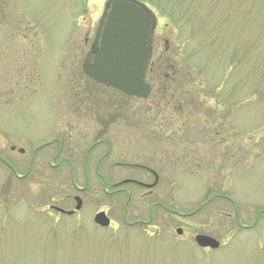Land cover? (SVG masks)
Segmentation results:
<instances>
[{
  "label": "rangeland",
  "instance_id": "rangeland-1",
  "mask_svg": "<svg viewBox=\"0 0 264 264\" xmlns=\"http://www.w3.org/2000/svg\"><path fill=\"white\" fill-rule=\"evenodd\" d=\"M129 1L154 18L152 60L173 56L200 97V135L170 141L168 173L177 184L169 192L180 196L169 198L188 213L223 194L249 229L238 230L235 217L226 218L232 210L220 201L184 223L170 218L158 238L125 227L112 200L87 197L78 216L58 215L49 206L73 207L64 198L68 184L54 186L46 167L36 165L18 181L0 164V264H264V0ZM110 2L0 0V155L7 162L28 161L56 133L60 115L82 113L95 102L99 112L123 117L149 111L148 100L82 72ZM111 128L128 126L119 121ZM132 135L135 145L124 146L128 136H121L119 150L150 159L145 134ZM11 145L23 154L10 152ZM50 153L46 148L34 160L47 161ZM100 206L118 227L93 224ZM177 228L186 232L183 238ZM197 234L216 239L219 249L200 250L193 243Z\"/></svg>",
  "mask_w": 264,
  "mask_h": 264
},
{
  "label": "flooded vegetation",
  "instance_id": "flooded-vegetation-1",
  "mask_svg": "<svg viewBox=\"0 0 264 264\" xmlns=\"http://www.w3.org/2000/svg\"><path fill=\"white\" fill-rule=\"evenodd\" d=\"M153 32L154 18L152 35ZM169 46L170 43L165 42L167 54ZM94 47L95 45L92 49ZM150 56L146 71L149 94L144 99L149 101L148 112L140 116L132 113L128 117H123L118 113L99 112L101 107L95 102L82 113L60 115L59 124L66 121L67 128H62L61 124L59 127L57 123L56 133L46 143L35 147L28 161L13 164L0 155V164L18 181L29 178L33 166L36 165L39 170L46 167L49 182L54 186L68 184L71 192L64 195V198L73 204V207L64 210L54 205L49 206V209L52 207L61 209L62 213L55 211L58 215L78 216L87 197L102 204L105 200L109 202L112 200L111 208L120 222L127 228L139 229L142 235L149 237L158 238L162 235L170 218L178 223H184L209 206L198 210L201 205L194 211L184 213L178 211L173 205L174 201L169 198L180 196L169 192V186L177 184V179L168 173V151L173 148L170 141L175 137L200 135V97L194 93L196 83L191 84V76L188 73L185 75L173 56L164 58L159 56L152 60L153 46ZM80 105L82 108L86 104L81 102ZM119 121H123L128 129L111 128ZM79 123L84 124V129ZM138 133L145 134L147 148L151 150L150 159L146 157L148 159L146 161L145 156H138L132 149L122 152L119 150V146L122 145L119 143L121 136H128L122 141L124 146L132 148L136 142V137H132V134L137 136ZM212 135L217 136L215 132ZM46 148H50L49 159L35 161L36 154ZM8 150L23 154L22 150H16L12 145ZM23 168L25 171L21 173L19 169ZM212 198V202L220 201L229 206L232 214L226 215V218L235 217L238 230H247L245 228L248 227L243 226L232 199L223 194L214 195ZM76 199L80 200L81 208L68 216V212L74 211ZM49 200L53 203L50 197ZM99 213H104L110 221L106 229L118 227L113 224L105 207L100 206L93 218ZM237 218L241 226L237 225ZM177 229L181 230L177 238H183L186 232L182 228ZM197 235L193 238L196 247Z\"/></svg>",
  "mask_w": 264,
  "mask_h": 264
},
{
  "label": "water",
  "instance_id": "water-1",
  "mask_svg": "<svg viewBox=\"0 0 264 264\" xmlns=\"http://www.w3.org/2000/svg\"><path fill=\"white\" fill-rule=\"evenodd\" d=\"M152 29V17L143 7L129 0H111L98 28V47L87 54L82 65L84 74L98 84L129 96L147 98L149 88L145 74ZM80 205L78 200L76 210ZM95 223L101 227L109 225L103 213L95 217ZM195 242L201 248L216 249L219 246L218 242L205 236H197Z\"/></svg>",
  "mask_w": 264,
  "mask_h": 264
}]
</instances>
